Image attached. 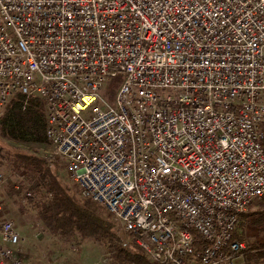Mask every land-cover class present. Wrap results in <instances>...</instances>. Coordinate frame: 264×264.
<instances>
[{"label": "built area", "instance_id": "built-area-1", "mask_svg": "<svg viewBox=\"0 0 264 264\" xmlns=\"http://www.w3.org/2000/svg\"><path fill=\"white\" fill-rule=\"evenodd\" d=\"M18 95L43 102L47 162L123 245L259 264L236 229L264 197V0H0V113ZM2 213L0 264H26Z\"/></svg>", "mask_w": 264, "mask_h": 264}, {"label": "trees", "instance_id": "trees-1", "mask_svg": "<svg viewBox=\"0 0 264 264\" xmlns=\"http://www.w3.org/2000/svg\"><path fill=\"white\" fill-rule=\"evenodd\" d=\"M46 127L45 106L35 97L26 99L18 95L0 114L1 135L17 143L47 146ZM13 158L20 169L37 179L34 192L39 198L36 204L38 219L64 243L74 242L77 238L82 242L94 240L115 252V259L121 264H158L133 242L123 245L112 215L103 206L75 194L67 185H61L43 157L16 152ZM253 216L244 218L264 233V210ZM237 237L243 240L242 236ZM250 248L258 251L253 257L256 262L264 260V243H254Z\"/></svg>", "mask_w": 264, "mask_h": 264}, {"label": "rangeland", "instance_id": "rangeland-1", "mask_svg": "<svg viewBox=\"0 0 264 264\" xmlns=\"http://www.w3.org/2000/svg\"><path fill=\"white\" fill-rule=\"evenodd\" d=\"M122 80V76L116 77L104 92L105 97L109 96L112 100V94L122 84ZM49 151V146L17 143L5 139L0 133V168L5 178V182L0 186V203L4 209L2 215L15 222L21 236L15 250L26 264H103L100 262L103 259L108 260L107 264H121L115 259V252L108 250L104 244L94 240L82 242L78 238L74 242L64 243L38 219L36 204L39 198L34 192L37 179L30 176L25 169H20L13 155L16 152L33 153L47 162L45 157ZM47 164L61 185H67L72 192L80 196L78 187L68 179L63 166L57 163ZM262 210L264 197L254 202L244 216H253ZM244 216L237 226V236H242L249 247L254 243H264V233L251 226ZM257 263L264 264V260Z\"/></svg>", "mask_w": 264, "mask_h": 264}]
</instances>
